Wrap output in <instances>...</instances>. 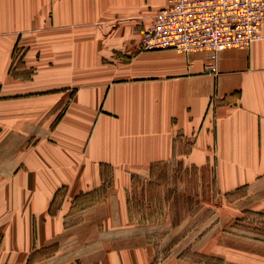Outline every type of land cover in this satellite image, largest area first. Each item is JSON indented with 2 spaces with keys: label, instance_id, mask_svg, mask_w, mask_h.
<instances>
[{
  "label": "crops",
  "instance_id": "obj_1",
  "mask_svg": "<svg viewBox=\"0 0 264 264\" xmlns=\"http://www.w3.org/2000/svg\"><path fill=\"white\" fill-rule=\"evenodd\" d=\"M27 1L0 0V264H45L37 256L61 237L83 240L85 264H150L144 237L94 250L92 238L132 223L133 178L174 158L210 167L221 193L246 187L263 206L264 40L221 52L212 75L210 52L141 49L142 30L167 0ZM18 47L37 63L26 82L11 73ZM61 103L68 112L54 130ZM64 134L79 154L73 143L61 154ZM106 165L112 185L76 225L71 204L103 186Z\"/></svg>",
  "mask_w": 264,
  "mask_h": 264
},
{
  "label": "rangeland",
  "instance_id": "obj_2",
  "mask_svg": "<svg viewBox=\"0 0 264 264\" xmlns=\"http://www.w3.org/2000/svg\"><path fill=\"white\" fill-rule=\"evenodd\" d=\"M30 8L28 6L27 9ZM28 27L33 30L36 25L28 23ZM141 49L144 50L142 45ZM25 56V48H16L11 67L12 77L19 75L23 82L37 77V63L29 62ZM41 65L38 75L46 74L49 68L47 64L44 68ZM59 89L53 93L65 91L64 88ZM66 108L67 104L61 103L59 110L53 113L54 130L67 115ZM77 130L79 128L76 127ZM66 137V134L60 137V146L64 150L61 154L68 153L65 146L73 143ZM73 144L76 154H79L77 140ZM102 172L103 186L81 192L71 204L70 215H74L72 218L76 225L80 218L91 213L92 205L100 201L112 185L111 168L103 166ZM67 190V186L59 189L50 213H58ZM248 195L246 187L230 194L221 193L210 167L199 169L185 160L174 158L155 166L147 177L133 178L128 193L133 222L112 229L116 231L108 232L104 239L93 237L92 249L115 238L141 236L153 253L150 264H264V199L263 206H256L259 200L247 198ZM92 230H97V227L93 226ZM137 245L135 242L134 246ZM83 250V240L73 242L68 237H61L37 257L45 264L52 260L62 264L72 258L74 264H85ZM53 256L55 259L51 260Z\"/></svg>",
  "mask_w": 264,
  "mask_h": 264
},
{
  "label": "built area",
  "instance_id": "obj_3",
  "mask_svg": "<svg viewBox=\"0 0 264 264\" xmlns=\"http://www.w3.org/2000/svg\"><path fill=\"white\" fill-rule=\"evenodd\" d=\"M141 37L146 51L210 52L216 75L221 52L264 40V0H167Z\"/></svg>",
  "mask_w": 264,
  "mask_h": 264
},
{
  "label": "bare ground",
  "instance_id": "obj_4",
  "mask_svg": "<svg viewBox=\"0 0 264 264\" xmlns=\"http://www.w3.org/2000/svg\"><path fill=\"white\" fill-rule=\"evenodd\" d=\"M227 50V49H226Z\"/></svg>",
  "mask_w": 264,
  "mask_h": 264
}]
</instances>
